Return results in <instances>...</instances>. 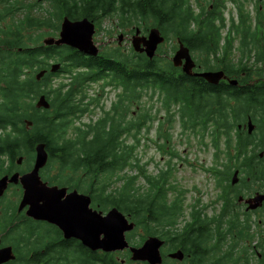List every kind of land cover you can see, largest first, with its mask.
Returning a JSON list of instances; mask_svg holds the SVG:
<instances>
[{
  "label": "trees",
  "instance_id": "16d2710c",
  "mask_svg": "<svg viewBox=\"0 0 264 264\" xmlns=\"http://www.w3.org/2000/svg\"><path fill=\"white\" fill-rule=\"evenodd\" d=\"M39 5L50 8H44L43 13L48 16L31 17V10ZM1 6H5L0 9V13L5 16H0V44L18 51L10 55L14 56L10 61L0 58V143H7L16 149H29L41 142L46 145L51 158L57 157L62 164H76L79 173H84L86 179L90 180L94 202L100 204L103 210L116 207L134 223V229L128 236L132 243L136 242L134 236L139 230L142 232L139 233L140 237L146 235L160 238L166 244V252L177 251L181 257V252L189 253L187 245L193 238L208 242L205 244L209 253L210 246L221 245L228 238V230L222 232L219 226L225 211L233 210L230 204L222 212H214L217 214L211 217L205 215L206 220L203 221L200 219V210L192 209L189 216L195 221H184L180 225V218H184V199H168V196L173 190L179 195L181 190L168 183V172L161 171L155 176L143 172L144 167L139 165L136 153L140 140L130 132L134 120L122 124L120 120L105 117L100 118L102 125H73L91 103L86 102V87L98 82L102 83V88H120L114 109L118 105L120 109L128 108L135 94L152 99L159 92L163 93L159 99L162 98L164 107L169 100L167 107L174 103L177 108L187 111L184 103L188 99H183L185 88L173 86L174 73L168 71L173 66L166 55H155L149 59L131 47L130 50L123 49L120 52L117 48L102 51L96 56H85L65 45L43 46L40 39L45 33L40 31L52 29L50 35L55 36L60 26L58 22L63 17L71 21L87 19L95 26H100L104 18L112 17L120 22L123 31L133 33L138 28L146 33L156 27L165 36V42L172 39L174 43L178 39L192 46L193 50L217 53L219 48L222 51L219 29L225 26L224 6L218 0H0ZM18 11L24 14L21 19L15 18ZM11 16V23L2 25L3 19ZM244 17L248 19V14ZM239 18L243 19L241 14ZM54 20L57 25L51 24ZM198 21L204 24L200 25ZM217 21L221 22L220 28ZM235 27L234 34L239 35L241 26ZM257 30V37L255 33L244 31L239 47L241 56L236 61L237 65L231 64L235 75L230 74V77L245 72L246 80L239 82L240 87L222 85L220 95L215 100L212 98L209 103L206 97L205 107L200 106L199 114L195 117L198 126L203 121L206 126L211 120L212 124L220 128L222 152L228 155L225 160L228 165L225 169L228 171L231 164H235L236 168L250 165L262 145L261 141L255 142V134L244 137L236 130L237 124L247 115L255 120L261 110L258 117L264 116V67L261 66L264 63V29ZM231 47L232 39L229 37L223 48L224 53L231 50ZM169 49L172 51V47ZM245 59L251 60L252 67H246L248 63ZM50 63L60 64L59 70L53 74L47 72L37 81L35 75L48 70ZM61 76L65 78V83L61 82L53 88L52 82ZM248 79L255 81L245 84ZM39 95H44L48 100V110L34 107V101ZM184 117L185 114L181 119L185 127L191 124V119L188 117L184 120ZM25 121L31 123L29 128H26ZM192 133H198L196 127ZM164 138L166 142L170 140V137ZM210 145L213 148L215 146ZM242 172L260 179L252 174L250 168H243ZM141 175L148 186L145 189L138 183ZM0 231L3 232V229ZM216 236L217 239L213 241ZM246 237L251 240L253 235L246 234ZM5 238L13 246L15 256L7 264L42 263V259L36 257V252L28 244L32 239L35 243H41L44 239L42 234H36L24 243L25 231L17 229L2 239ZM14 240L19 242L14 244ZM195 246L191 247V252ZM51 253L54 255V250ZM121 258L124 256L118 258L113 253L102 254L79 248L74 252L70 248H63L57 257L46 264H122ZM220 259L218 257L217 262ZM123 264L133 262L126 261Z\"/></svg>",
  "mask_w": 264,
  "mask_h": 264
},
{
  "label": "flooded vegetation",
  "instance_id": "af4514ba",
  "mask_svg": "<svg viewBox=\"0 0 264 264\" xmlns=\"http://www.w3.org/2000/svg\"><path fill=\"white\" fill-rule=\"evenodd\" d=\"M218 1L220 5L224 6V2L222 0ZM229 1L232 4L233 10H235L236 13L238 12L242 16L246 14L248 10H252L253 19L250 20L246 19L245 17L244 19H239V16L237 14V23L232 22L231 26L225 29L224 34H221V37L223 36V44L221 43L222 51L220 53H214L213 51H210L208 53L199 52L197 50H193L192 46L189 47L178 39L175 40L174 43L170 46L172 47V51H170V54H173L174 56V54L180 47L179 44H182L183 47L188 50L189 56L193 62L192 68H183L184 60L178 62V66H174L172 62L173 56L170 58L167 57L173 66V68L168 70L171 74L174 73V79H172V82L174 83L173 86L180 89L185 88V96L183 97V99L188 100H186L185 103L183 101L182 102L185 104V108L187 109V111H182L181 109L177 108L174 103H171V105L167 107L169 105V100L164 107L161 101L162 98L159 99V97L163 93L160 94L159 92H156L152 96V99L155 97L157 103H159L160 105V108L159 110L156 109V111L154 112V119L151 115L152 107L146 108V106L148 105L143 107L141 106L142 99H149V96L142 97V95L140 94L139 96L135 94V99L131 102L128 108L123 107L120 109V106L118 105V107L114 109L113 105H115L118 97L120 96L121 90L119 87L114 88L106 86L102 88L101 82H98L100 84L93 83L86 87V91L89 88L92 93L90 97L86 93V102L91 103L89 104L88 109L85 107L86 111L84 114H92L95 110L99 112L102 111L99 117L90 122V125L94 126L96 124L98 125V123L102 125L100 118L105 117L120 120L122 124H127L128 121L134 120L133 127L130 129V132L134 134L133 136H135V138H140L144 132L146 133L149 131L150 128L146 127L145 124L148 122L149 118H152L157 122L156 129H158V131L157 136L155 135V139H161L163 137L171 138L170 134L173 130L174 124L176 123L174 120H177L182 135L185 132H189L191 135H194L192 133V130L196 127L198 133L194 136L198 140L203 141L204 136L208 135L210 144H215L214 151L212 153V169H205L207 173L212 174L211 177L213 180V188L216 193L215 197L207 203V206H204L203 211L205 213L201 211V208L194 207L189 210L187 216L190 215L192 209L196 208L200 210V219L201 221H203L206 220L205 215L207 217H211V215L217 214L219 211L223 210L224 207L226 208L228 204H230V207L233 210L225 211V213L222 215V223L219 226L222 229V232H226L228 230V238L221 245L218 244L217 247L210 246V253L206 248V244L208 242H205L204 239L200 240L193 238L187 245V251L189 253L182 252L181 259L170 258L169 255L172 254L173 251L166 252V244H162L159 250L162 258L161 264H264V200L259 206L254 209H249V205L247 204L248 200H252V198L257 195H261L264 197V116L258 117V115H260L261 113L260 110L255 120L252 119L250 115H247L245 119H239L241 121L237 124L236 130H238L244 137L255 134V142L261 141L262 145L258 148L257 156L255 157L254 161L250 162V165L247 164L245 167L240 166L239 168H236L235 164H231L230 171L225 169L226 166H228L225 163V160L228 159V155L226 154V156L225 152H222V149L220 148V128L212 124L211 120L208 121L206 125L207 127L204 125V121L203 124L201 123V126L195 124V117H197L199 114V107H205L206 97L209 98L208 103L212 98L215 100V98L218 97L222 92V85L229 86L228 81L234 80L236 81V84L233 85L232 83V86L240 87V83L245 77V72H243L244 74H241L239 77H230V74H233V71L231 70V64H233L234 62L231 61V64L226 62L227 54L223 51V48L226 47V44H224V42L226 43L229 37L233 41V38L231 35H229V33L234 32L236 28L235 25L241 26L239 33V36L241 37L245 32L248 34L255 33L257 37V29H264V0ZM211 7L212 6H210L209 8L211 9ZM199 23L200 25L204 24L203 21ZM216 24L218 28H220L221 22L217 21ZM222 29H219L220 33ZM95 32L96 27H94V35ZM122 38L123 35H121L120 38L118 36L117 39V44L119 45V47L117 48L119 52L123 50L120 48ZM1 39L3 38L1 37ZM92 42L94 44L93 38ZM163 43H165V40L157 46V49ZM98 46H100V48ZM95 47L98 49L97 55H99L103 51L102 49L105 46L96 44ZM14 51L18 50L11 49L6 46V44H0V53L11 55ZM215 54L217 55L214 56ZM84 55L86 56V54ZM155 55L156 54H154V56ZM261 66L264 67V63ZM206 72H223V77L217 83L212 84L206 82L205 78L199 76L200 74ZM1 77L3 79L2 73ZM187 77L189 79V82H187ZM205 83L208 84V87ZM105 89L112 90L114 92L115 99L106 110H103V107L101 105L99 106V102L106 95ZM169 97L172 98L174 96ZM131 110L133 111L132 115ZM162 113H164V115L161 116L160 114ZM183 114H185L184 120H187L188 117H190L191 119V124H187L185 127L182 125L183 119H181V116ZM217 117L219 118V116ZM163 121H165L166 125L163 123ZM26 122L27 121H25V123ZM248 122H252L251 132L248 131ZM204 128L208 129V134L206 133V130ZM124 134L126 135V133ZM199 136H201V139L198 138ZM249 147H252V145H250ZM47 152L48 151H46V163L44 164V166L39 168L40 170L38 169L37 171L39 182H41V184H44L47 188L56 187L57 190H64L59 199H71V194L73 193L88 196L90 197L89 207L97 212H102L103 215L106 214L108 209L103 210L101 209L100 204L94 202V199L91 195V193H93L94 191L90 184V180L86 179L84 173H79L77 165L74 163L62 164L61 160L59 161L57 157L51 158L49 152ZM35 160L36 149L34 147L29 149H16L7 143H0V230L3 229V232L0 231V249L10 247L13 253V246L7 243L8 239L5 238V240H3L2 238L6 234L11 235L17 229H23L26 234V239L22 241L24 243H26V240L28 238H32L36 234L40 233L43 235L44 239L41 243H35L34 239H32L30 243H28L36 252V257L38 256L42 259V263L40 264H46V262L51 261L52 258L57 257L59 252L63 248H70L71 251L74 252L78 248L92 252L88 248L84 247L76 239H65L61 230L57 226L52 225L46 221L35 220L30 216H27V205L20 207V203L24 198L23 179L28 176L34 169ZM54 161H56L57 164H54ZM243 168L247 170L250 168L252 174H254L256 177L259 176L260 179H256L250 173H243ZM235 173L236 180L233 183L232 179ZM252 177L253 179H251ZM251 204H253V202ZM216 207L217 211H212L213 209L216 210ZM208 209H210L212 212L205 211ZM194 221L195 220L193 218H190L189 216V223H192ZM246 234H250V236L253 235V238L250 240L248 237H246ZM128 236L129 234L125 235L126 240L129 238ZM147 238L148 237L146 235H142L140 238L138 237V244L130 246L138 248L144 243ZM215 239H217V236L213 239V241H215ZM18 242V240L13 241L14 244H17ZM193 245L196 246L193 252H191V247ZM52 250H54L55 252L54 255L51 253ZM96 253L105 254L100 251ZM112 253L117 255L118 258L119 255L123 254L124 258H121L120 260L122 264L126 261L127 263L133 262L129 260L131 253L128 249H125L121 252ZM127 256L128 260L126 259ZM218 257L221 258L219 262H217ZM134 263L146 264V262H133V264Z\"/></svg>",
  "mask_w": 264,
  "mask_h": 264
},
{
  "label": "water",
  "instance_id": "95a60500",
  "mask_svg": "<svg viewBox=\"0 0 264 264\" xmlns=\"http://www.w3.org/2000/svg\"><path fill=\"white\" fill-rule=\"evenodd\" d=\"M94 34V24L87 19L71 21L63 17L60 24L58 36L47 37L42 40L43 46H68L76 49L80 53L88 56H96L98 49L92 42ZM139 30H135L132 40V47L139 53H144L149 59L155 54L157 46L164 41L160 31L154 27L148 31L147 36H138ZM120 38V35H119ZM142 43L143 47L136 45ZM180 47L172 57L174 66L184 60L183 68H192L193 62L189 56L188 50L179 44ZM60 64L50 63L48 70H42L35 75L38 81L45 73H55L59 70ZM199 76L205 78L209 83H217L222 77V72H206ZM234 81H231L233 83ZM36 109L47 110L50 104L44 95H39L34 101ZM30 122H26V128H29ZM252 126L248 122V131L251 132ZM36 160L32 172L23 179L24 198L20 207L28 206L26 215L35 220L46 221L57 226L65 239H76L84 247L92 252L102 251L104 253L123 251L128 249L131 253L130 260L134 262H146L147 264H161V255L159 252L163 242L156 237H148L144 243L136 248L129 246L125 239V234L134 229V223L131 222L117 208L113 207L105 215L101 212L92 210L90 197L73 193L71 199L60 201L64 190H57L56 187L47 188L39 182L37 171L46 163V145L37 143ZM236 180V173L233 175L232 182ZM264 197L257 195L252 200H248V208L254 209L259 206ZM253 202V204H251ZM173 259H181L180 252L169 255ZM15 257L10 247L0 249V264L14 260Z\"/></svg>",
  "mask_w": 264,
  "mask_h": 264
},
{
  "label": "rangeland",
  "instance_id": "374dc122",
  "mask_svg": "<svg viewBox=\"0 0 264 264\" xmlns=\"http://www.w3.org/2000/svg\"><path fill=\"white\" fill-rule=\"evenodd\" d=\"M23 1L27 2V0H23ZM222 1L224 2L223 15L226 19L224 28L223 29L221 28L222 29L221 34L223 35L225 29L231 26L232 22L237 23L238 21L237 14L239 16V13L238 12L236 13L235 10H233L232 4L230 3L229 0H222ZM4 7L5 6H1L0 9L1 8L4 9ZM41 7L43 8V6L39 5V7L32 9L31 10L32 13L30 14V16L31 17L48 16L46 15V13H43V12H44V8H49V7H46L45 5L43 9ZM20 12L18 11L15 13L16 19L17 17H19L20 19L24 17L23 16L24 14H21ZM247 14H248V19L250 20L253 19L252 10L251 11L248 10ZM0 16L3 17L5 15L0 13ZM244 16L245 14L242 16L243 19H244ZM12 18L13 17L11 16V18L8 17L6 19H3L2 25L11 23ZM62 19L59 20L58 26L61 24ZM199 22L201 21H198L197 23L200 24ZM51 24L57 25V21L56 20L51 21ZM119 25H120V22L117 21L116 19H113L112 17L104 18L101 21L100 26L99 25L94 26L96 27L95 35L93 34L94 37L92 36L94 44L104 45L105 47H103L102 49L103 51L112 50L114 48L119 47V45L117 44V39L119 35L120 36L123 35L120 48L125 49V50L126 49L130 50V48L132 47V42H135V43L137 42V40H132L133 39L132 36H134L135 31L133 33H129L128 31H123ZM51 30L52 29H42L40 31L42 33H45V35L41 37L40 39L41 44H42L41 41L47 37L56 38L58 36L60 26H59V30L55 33V36L50 35ZM33 33L37 34V31L33 30ZM147 34L148 32L142 33L141 30H139L138 36L145 37L147 36ZM161 36H163L165 40V36L162 34ZM231 36L233 38L232 49L226 53L227 54L226 62H228L229 64H231V61L236 63V60L238 61V59L240 58L241 55L239 52V45H240V41L243 38L239 36L238 34H234V32H231ZM172 43H173L172 39L170 42L163 43L162 45L159 46L158 49H156L155 54L158 56L166 55V57H169V58L172 57L173 54L172 55L170 54V49H169ZM221 43L223 44V36H222ZM224 44L226 43L224 42ZM136 45H138L139 47L140 46L143 47L141 42H138ZM98 47L100 48V46ZM220 52H221V49L219 48L217 53H220ZM216 55L217 54H215L214 56ZM0 58H3L4 61H10L11 59L14 58V56H10L9 54H5V53H0ZM197 60H198V57H197ZM246 62L248 63L246 65L247 68L252 67L251 61L247 60ZM241 74H244V73H240L238 76H234V77H239ZM233 75H235V73H233ZM243 79L246 80V77H244ZM231 81H234V80H231ZM231 81H228L229 86H232ZM253 81L255 80L248 79L245 84L252 83ZM61 82L65 83V78L63 76L59 77L58 79H55L52 82L53 88L57 87ZM96 84H100V83H96ZM91 93H92L91 90H89L88 88L87 94L89 97ZM105 94L106 95L99 102V106L101 105L103 107V110H106L115 99L114 92L112 90L105 89ZM154 99L155 97L152 100L147 99V98L144 100L142 99L143 102L141 101V106L143 107V106L148 105L146 106V108L152 107L151 115L155 119L154 112L156 111V109L159 110L160 105L159 103H157V100L156 99L154 100ZM101 112L102 111L99 112L95 110L92 114L86 113L80 119L75 120L73 125L75 127L77 126L82 127L83 125H86V126L90 125V122L95 120L97 117H99L101 115L100 114ZM132 112L133 111L131 110V115H132ZM160 115L162 116L164 115V113ZM174 121L177 124L176 123L174 124L173 130L171 131V134H170L171 138L170 140L166 142L164 137L162 138L163 140L162 139L159 140L158 138L155 139V135L157 136V131H158V129H156L157 122L154 121L152 118L151 120L148 119V122L145 124V126L149 127L150 129L148 132L146 133L144 132L139 138L140 141L137 144L136 153H137V158L139 160V165L144 167L143 172L145 174L155 176V175L160 174L161 171L168 172L169 173L168 183L175 186L177 190H181V194L179 195L178 193H176V191L174 192L173 190V192L169 194L168 199H184L183 201L184 218L183 219L180 218V225H182L184 221L189 222V216H187V214L191 208H194L193 205H196L195 206L196 208H201L203 210L204 206H207V203L210 200L214 199L215 197L216 193L213 188V180L211 177L212 174L207 173L205 170V169H212L211 167V165L213 166V154L212 153L214 151V148L211 147L210 145V139L208 135L204 136L203 141L198 140L194 135H191L189 132H185L182 135L181 134L182 132L178 126L177 120H174ZM163 123L165 124V121H163ZM204 129L206 130V133L208 134L209 132L208 129L207 128H204ZM198 138L201 139V136H199ZM202 142L204 144H202ZM220 148L223 149V140H221L220 142ZM54 164H57V162L54 161ZM131 173L134 174L135 172L131 171ZM142 177L143 175L140 176L138 183L140 186L143 187V189H145L148 186L146 185V181ZM175 195H177V197H175ZM63 200L64 199H60L59 202ZM205 211L212 212L210 209L205 210ZM215 211H217V207ZM203 213L205 212L203 211ZM139 233L142 234L141 231L137 230V234L134 236L136 239V242L134 243L130 242L128 238L130 245L134 246L138 244L139 242L138 237H140Z\"/></svg>",
  "mask_w": 264,
  "mask_h": 264
},
{
  "label": "bare ground",
  "instance_id": "6f19581e",
  "mask_svg": "<svg viewBox=\"0 0 264 264\" xmlns=\"http://www.w3.org/2000/svg\"><path fill=\"white\" fill-rule=\"evenodd\" d=\"M236 84V81H234L233 82V85H235ZM48 110V109H47ZM162 111H164V110H162ZM172 117V116H171ZM75 122V121H74ZM252 123V122H251ZM250 123V124H251ZM247 124V123H246ZM247 127V126H246ZM184 133V132H183ZM46 150V149H45ZM47 151V150H46ZM48 153V152H47ZM35 163V162H34ZM40 170V169H39ZM250 209V208H249ZM128 218V217H127ZM136 226V225H135ZM129 234V233H128ZM126 238H127V236H126ZM158 239H160V238H158ZM128 240V239H127ZM161 240V239H160ZM129 245H130V243H129ZM164 245V244H163ZM160 250V249H159ZM177 252V251H176ZM104 253V252H103ZM182 253V252H181ZM108 254V253H107ZM111 254V253H110ZM162 259V258H161ZM130 260V259H129ZM131 261V260H130ZM134 262V261H133ZM132 263V262H131ZM138 264V263H137ZM144 264V263H143ZM147 264V263H146Z\"/></svg>",
  "mask_w": 264,
  "mask_h": 264
},
{
  "label": "clouds",
  "instance_id": "9594fccd",
  "mask_svg": "<svg viewBox=\"0 0 264 264\" xmlns=\"http://www.w3.org/2000/svg\"><path fill=\"white\" fill-rule=\"evenodd\" d=\"M113 208V207H112ZM116 208V207H115ZM111 209V208H110ZM108 211H109V209H108ZM102 213V212H101ZM122 213V212H121ZM103 215V214H102ZM105 215V214H104ZM129 219V218H128ZM129 233V232H128ZM127 234V233H126ZM125 234V235H126ZM126 239V238H125ZM127 241V240H126ZM128 242V241H127ZM129 244V243H128ZM96 252H98V251H96ZM100 252H102V251H100ZM116 252H119V251H116ZM121 252V251H120ZM112 253V252H111ZM131 257V256H130Z\"/></svg>",
  "mask_w": 264,
  "mask_h": 264
}]
</instances>
